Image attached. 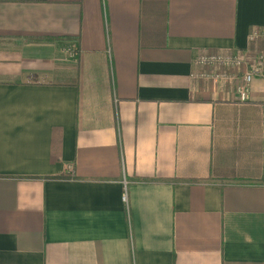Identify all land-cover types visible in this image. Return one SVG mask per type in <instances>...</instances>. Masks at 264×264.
<instances>
[{"label":"crops","instance_id":"obj_1","mask_svg":"<svg viewBox=\"0 0 264 264\" xmlns=\"http://www.w3.org/2000/svg\"><path fill=\"white\" fill-rule=\"evenodd\" d=\"M261 27L264 0H0V264H264V82L193 64Z\"/></svg>","mask_w":264,"mask_h":264},{"label":"built area","instance_id":"obj_2","mask_svg":"<svg viewBox=\"0 0 264 264\" xmlns=\"http://www.w3.org/2000/svg\"><path fill=\"white\" fill-rule=\"evenodd\" d=\"M248 38L250 41L264 42V27L252 30ZM61 52L66 58L75 59L79 52L78 45L68 42L62 46ZM193 64L210 69L201 71L199 75L212 82H232L239 79V83L235 86L239 101L249 99V85L253 79L259 78L264 82V47L258 48L249 59L242 52L232 54L201 52L196 55ZM122 200L126 202L125 190Z\"/></svg>","mask_w":264,"mask_h":264},{"label":"trees","instance_id":"obj_3","mask_svg":"<svg viewBox=\"0 0 264 264\" xmlns=\"http://www.w3.org/2000/svg\"><path fill=\"white\" fill-rule=\"evenodd\" d=\"M62 41L65 42V43L69 42V41L75 43L74 40H70L68 38H64V39H62ZM157 182L174 183L175 181L174 180H157Z\"/></svg>","mask_w":264,"mask_h":264},{"label":"rangeland","instance_id":"obj_4","mask_svg":"<svg viewBox=\"0 0 264 264\" xmlns=\"http://www.w3.org/2000/svg\"><path fill=\"white\" fill-rule=\"evenodd\" d=\"M65 44H67V43H65Z\"/></svg>","mask_w":264,"mask_h":264}]
</instances>
